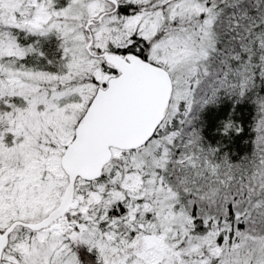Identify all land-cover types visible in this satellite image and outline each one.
Returning <instances> with one entry per match:
<instances>
[{
	"label": "snow or ice",
	"instance_id": "6c2138e0",
	"mask_svg": "<svg viewBox=\"0 0 264 264\" xmlns=\"http://www.w3.org/2000/svg\"><path fill=\"white\" fill-rule=\"evenodd\" d=\"M0 264H264V0H0Z\"/></svg>",
	"mask_w": 264,
	"mask_h": 264
}]
</instances>
